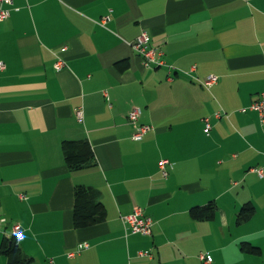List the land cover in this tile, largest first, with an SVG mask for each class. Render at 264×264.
Listing matches in <instances>:
<instances>
[{"label":"crops","instance_id":"obj_1","mask_svg":"<svg viewBox=\"0 0 264 264\" xmlns=\"http://www.w3.org/2000/svg\"><path fill=\"white\" fill-rule=\"evenodd\" d=\"M2 9L0 244L19 225V248L35 264H205L201 254L264 264V126L241 112L264 96V0H12ZM142 32L171 72L145 68L129 47ZM208 76L217 81L205 88ZM135 109L136 124L153 129L138 142L127 119ZM64 141L87 142L94 163L69 170ZM78 186L101 193L103 223L73 228ZM208 203L212 220L190 218ZM245 205L253 214L238 224ZM136 209L150 236L122 221ZM81 243L88 249L68 258Z\"/></svg>","mask_w":264,"mask_h":264},{"label":"trees","instance_id":"obj_2","mask_svg":"<svg viewBox=\"0 0 264 264\" xmlns=\"http://www.w3.org/2000/svg\"><path fill=\"white\" fill-rule=\"evenodd\" d=\"M127 67L122 64L120 69ZM65 166L71 171L81 170L94 163V155L87 142L64 141L61 145ZM216 207L208 203L201 208H192L189 216L196 221H210L214 218ZM253 214V207L245 205L238 214V224L247 222ZM106 219V212L101 201V193L91 188L76 187L73 193L72 225L76 230L86 229L101 224ZM241 250L258 256L260 249L248 243H241ZM0 254L5 264H35L32 257L25 255L13 237L4 238L0 244Z\"/></svg>","mask_w":264,"mask_h":264},{"label":"built area","instance_id":"obj_3","mask_svg":"<svg viewBox=\"0 0 264 264\" xmlns=\"http://www.w3.org/2000/svg\"><path fill=\"white\" fill-rule=\"evenodd\" d=\"M11 6L12 0H0V22L4 21L6 18L9 17V11L2 9V7ZM109 16H104L101 18L100 21H98L97 25L100 27H104L105 24L108 22ZM149 36L147 33L142 32L137 39L131 43L128 44L129 47L138 55V57L142 60L143 66L145 68H151V67H166L171 72L172 67H168L165 65L163 61V53L158 49L150 48L149 45ZM64 67L63 61H57L54 65V68L56 71H59ZM5 70V65L0 62V73H2ZM194 70V69H192ZM216 78L213 76H208L201 85L205 88H209L212 85L216 83ZM246 111H252L257 114L258 120L261 126H264V96L260 95V97L257 100H254L250 106L247 109L242 110V113H245ZM78 121H82V108H78L76 112ZM140 115V111L135 109L132 110L127 119L130 124L135 126L134 133L131 136V140L133 141H141L142 138L150 131H152V127L150 126H138L137 120ZM215 118H220L219 114H215ZM204 128L203 132L204 134L208 135L210 132V122L209 119L206 118L203 120ZM159 171L161 173L162 178H166L168 176V167H170V164L166 160H162L158 164ZM251 171L256 172L259 176H262L263 170L261 168H254ZM122 221L126 224L127 230H129V233L131 235H140V236H150L151 234V226L152 222L149 218H146L142 215V212L138 209H136L131 215L125 216L122 218ZM3 222L2 219H0V224ZM11 237L19 243L23 241V230L19 225H15L11 228ZM88 249L87 243H81L79 244L76 249L70 253L67 254L68 258H73L75 256H78L82 251ZM139 257H146V258H152V255L149 251H143L140 252ZM200 261L204 262L205 264L211 263V258L207 254H201L199 256Z\"/></svg>","mask_w":264,"mask_h":264},{"label":"rangeland","instance_id":"obj_4","mask_svg":"<svg viewBox=\"0 0 264 264\" xmlns=\"http://www.w3.org/2000/svg\"><path fill=\"white\" fill-rule=\"evenodd\" d=\"M22 244H18V246L20 247Z\"/></svg>","mask_w":264,"mask_h":264},{"label":"bare ground","instance_id":"obj_5","mask_svg":"<svg viewBox=\"0 0 264 264\" xmlns=\"http://www.w3.org/2000/svg\"><path fill=\"white\" fill-rule=\"evenodd\" d=\"M21 242H22V241H21ZM21 242H19V243H21ZM16 243H17V242H16ZM19 243H18V244H19Z\"/></svg>","mask_w":264,"mask_h":264}]
</instances>
